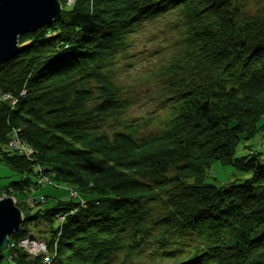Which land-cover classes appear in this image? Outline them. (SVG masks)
<instances>
[{
    "label": "trees",
    "instance_id": "trees-1",
    "mask_svg": "<svg viewBox=\"0 0 264 264\" xmlns=\"http://www.w3.org/2000/svg\"><path fill=\"white\" fill-rule=\"evenodd\" d=\"M233 1L76 0L53 24L20 38V55L0 65V95L15 96L0 103V165L20 176L4 188L24 198L46 175L78 197L19 205L25 232L39 230L52 257L31 258L20 234L0 264H111L152 241L163 245L171 232L197 239L195 259L184 264H264V159L236 157L241 141L264 132V7L240 21ZM171 12L197 59L191 87L160 137L110 136L102 125L123 111L110 70L141 21ZM16 130L32 147L30 159L7 149ZM212 162L252 178L220 191L205 185L202 168ZM160 194L166 202L154 218Z\"/></svg>",
    "mask_w": 264,
    "mask_h": 264
},
{
    "label": "rangeland",
    "instance_id": "rangeland-1",
    "mask_svg": "<svg viewBox=\"0 0 264 264\" xmlns=\"http://www.w3.org/2000/svg\"><path fill=\"white\" fill-rule=\"evenodd\" d=\"M58 1L61 5L60 17L66 12L65 6L68 8V6L72 7L76 4V0H65V4L61 0ZM150 1L154 7L163 5L166 0ZM232 5L239 10L240 21H243L247 17L246 14L257 15L262 13L264 0H234ZM98 35L93 40L101 38L102 34ZM100 41L102 42V40ZM18 42L19 51L16 57L21 52L20 41ZM104 42L105 40H103L102 45ZM197 66V59L188 49L184 23L180 16L171 12L141 21L137 26V31L129 37V45L125 53L118 56L115 66L110 70L111 81L121 91L117 104L122 108V114L117 118L107 119L102 125V129L110 136L116 133L130 134L136 142L160 137L169 129L173 112L178 111L181 107V95L187 88L191 87V84L185 86L188 83L187 79L196 70ZM173 67L176 70L172 69ZM24 96H26L25 93L22 94V97ZM13 97L15 98L14 95L9 94L0 95V103L1 100H12ZM93 107L94 105L92 107L90 105V108ZM262 125L264 127V116L259 126L262 127ZM11 136L16 137L17 141L21 142V147H17V144L10 140L7 144L8 151L30 159L33 153L32 147L25 140L23 141L15 131L11 133ZM26 145L30 146L28 150L25 149ZM247 146L249 149H247ZM257 155H261L264 159V132L258 134L249 143L241 141L236 152V157L239 159L251 156L249 159L253 160ZM36 170L42 173L44 169L37 167ZM170 170L169 174L167 173L168 177L175 175V166L171 167ZM202 170L204 171L205 185H210L220 191L240 190L252 178L251 173L240 171L233 166H224L220 162L206 164ZM38 179L41 186L31 188V194H27L24 198L10 197L11 195L7 194L4 187L13 181L20 180V176L0 165V201L4 198H10L13 200L15 207L26 205L30 208L34 207L35 203L44 205L46 201L57 203L58 201L67 200L69 192L75 191L65 185L57 184L51 177L46 175L39 176ZM173 189L169 188L168 190ZM70 198H68L70 201L76 202L77 200L71 196ZM165 202V195L160 194L157 202L151 204L154 218L162 214ZM78 211L79 209L75 208L71 213H77ZM66 216L67 214L61 215L58 219L63 222ZM22 220L24 222L25 219L22 218ZM22 225L13 234H23L17 240L19 247L31 258H37L36 255L39 251L36 248L38 245H43L42 252L44 254L41 257H44L45 263H47L46 256L52 257L47 242L41 239L39 230L32 229V231L26 233ZM40 229L48 231L49 228L41 226ZM151 230L156 231L155 228H151ZM158 232L160 233V230ZM155 242L148 243L133 254L124 253L111 264H184L195 259L193 251L198 244L195 237L182 236L179 233L171 232L163 240V245H160L163 248ZM45 247L48 250L47 255ZM9 249H11V242ZM206 264H213V262L209 261Z\"/></svg>",
    "mask_w": 264,
    "mask_h": 264
},
{
    "label": "water",
    "instance_id": "water-1",
    "mask_svg": "<svg viewBox=\"0 0 264 264\" xmlns=\"http://www.w3.org/2000/svg\"><path fill=\"white\" fill-rule=\"evenodd\" d=\"M61 15L58 0H0V64L16 57L19 37L49 26ZM13 200L0 201L4 212L0 213V253L8 250L10 237L22 223V213Z\"/></svg>",
    "mask_w": 264,
    "mask_h": 264
},
{
    "label": "bare ground",
    "instance_id": "bare-ground-1",
    "mask_svg": "<svg viewBox=\"0 0 264 264\" xmlns=\"http://www.w3.org/2000/svg\"><path fill=\"white\" fill-rule=\"evenodd\" d=\"M51 24H53V23H51ZM51 24H50V25H51ZM50 25H49V26H50ZM4 95H5V94H4ZM1 102H6V101H2V100H1ZM15 132H16V134H18V131H17V130H16ZM11 140L14 141V142H13L14 144H17V147H19V148L21 147V142L17 141L16 137L11 136ZM29 148H30V146H27V145L25 146V149H26V150H28ZM42 187H43V185H42ZM31 192H32L31 189H29V191H28L27 194H31ZM70 196H71L73 199H75V198L77 199V197H78V192H77V191L69 192V197H68L69 199H71ZM4 199H5V198H4ZM22 218H24L23 214H22Z\"/></svg>",
    "mask_w": 264,
    "mask_h": 264
},
{
    "label": "built area",
    "instance_id": "built-area-1",
    "mask_svg": "<svg viewBox=\"0 0 264 264\" xmlns=\"http://www.w3.org/2000/svg\"><path fill=\"white\" fill-rule=\"evenodd\" d=\"M42 248H43V245H38L37 246V250L39 251V253H38V255H36L37 257H40L42 254H44L43 252H42ZM46 248V255H47V252H48V250H47V247H45ZM47 258V263H49L50 262V258L48 257V255L46 256Z\"/></svg>",
    "mask_w": 264,
    "mask_h": 264
},
{
    "label": "snow or ice",
    "instance_id": "snow-or-ice-1",
    "mask_svg": "<svg viewBox=\"0 0 264 264\" xmlns=\"http://www.w3.org/2000/svg\"><path fill=\"white\" fill-rule=\"evenodd\" d=\"M4 205L3 204H0V213H3L4 212Z\"/></svg>",
    "mask_w": 264,
    "mask_h": 264
}]
</instances>
